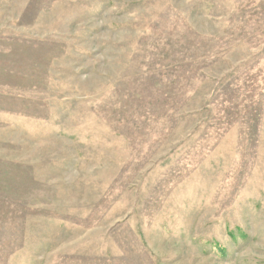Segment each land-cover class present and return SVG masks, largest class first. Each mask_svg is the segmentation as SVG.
I'll return each mask as SVG.
<instances>
[{"label":"rangeland","instance_id":"obj_1","mask_svg":"<svg viewBox=\"0 0 264 264\" xmlns=\"http://www.w3.org/2000/svg\"><path fill=\"white\" fill-rule=\"evenodd\" d=\"M0 264H264V0H0Z\"/></svg>","mask_w":264,"mask_h":264}]
</instances>
